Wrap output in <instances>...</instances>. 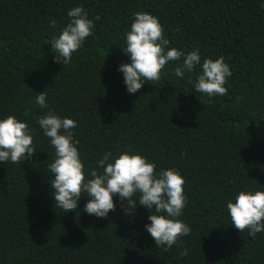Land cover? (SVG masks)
I'll return each mask as SVG.
<instances>
[{"label": "trees", "instance_id": "obj_1", "mask_svg": "<svg viewBox=\"0 0 264 264\" xmlns=\"http://www.w3.org/2000/svg\"><path fill=\"white\" fill-rule=\"evenodd\" d=\"M81 5L101 19L65 66L50 41ZM143 11L159 18L169 47L199 48L202 62L224 57L232 72L224 95L209 101L193 92L188 81L199 68L180 80L174 62L128 94L117 68L130 63L124 33ZM44 91L48 109L35 105ZM49 109L77 122L86 170L105 151L132 149L157 170L181 172L188 256L155 246L144 227L149 210L135 197H114L107 218L83 211L88 197L75 211L55 206L54 149L36 122ZM9 114L28 122L36 152L0 164V264H264V233L239 232L226 209L238 189L264 187V0H0V118Z\"/></svg>", "mask_w": 264, "mask_h": 264}, {"label": "clouds", "instance_id": "obj_2", "mask_svg": "<svg viewBox=\"0 0 264 264\" xmlns=\"http://www.w3.org/2000/svg\"><path fill=\"white\" fill-rule=\"evenodd\" d=\"M67 17L68 22L50 41L54 60L65 66L93 34L94 21L101 19L99 15L90 18L82 5L69 9ZM131 20L124 33L125 47L122 48L130 63H122L117 68L123 74L129 95L139 93L147 83L159 81L162 69L169 62L175 63L174 75L180 80L198 67L195 80L188 82L193 86V92L202 94L209 101L226 93L225 84L232 72L223 56L204 58L202 62L199 48L185 52L169 47L170 41L164 36L159 18L149 12H135ZM56 25L57 21H49L50 27ZM34 99L40 109H48L45 91ZM36 122L54 149V158L47 164V169L51 174L55 206L65 213L75 211L81 198L88 197L83 211L97 218H107L109 212L116 209L114 197L128 204L135 197L136 204L149 210L150 223L144 227L155 246L167 251L177 245L182 249L181 258L188 256L181 238L189 236L192 229L180 219L187 206V197L185 179L177 168L160 167L157 170L156 162L141 152L127 149L115 153L105 151L96 161V167L86 170L79 141L73 132L78 126L73 118L61 117L49 109L37 116ZM35 152L34 132L28 122L12 114L0 118V164L9 161L21 164ZM226 209L231 225L239 232L247 229L251 238L264 233V187L238 189L228 199Z\"/></svg>", "mask_w": 264, "mask_h": 264}]
</instances>
